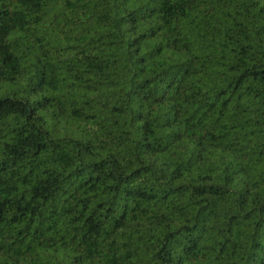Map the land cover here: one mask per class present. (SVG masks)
<instances>
[{
  "label": "trees",
  "instance_id": "16d2710c",
  "mask_svg": "<svg viewBox=\"0 0 264 264\" xmlns=\"http://www.w3.org/2000/svg\"><path fill=\"white\" fill-rule=\"evenodd\" d=\"M0 264H264V0H0Z\"/></svg>",
  "mask_w": 264,
  "mask_h": 264
}]
</instances>
